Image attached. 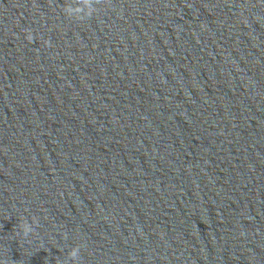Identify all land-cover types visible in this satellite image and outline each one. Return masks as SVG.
Returning <instances> with one entry per match:
<instances>
[{
	"label": "water",
	"instance_id": "obj_1",
	"mask_svg": "<svg viewBox=\"0 0 264 264\" xmlns=\"http://www.w3.org/2000/svg\"><path fill=\"white\" fill-rule=\"evenodd\" d=\"M65 2L0 0V264H264V0Z\"/></svg>",
	"mask_w": 264,
	"mask_h": 264
},
{
	"label": "clouds",
	"instance_id": "obj_2",
	"mask_svg": "<svg viewBox=\"0 0 264 264\" xmlns=\"http://www.w3.org/2000/svg\"><path fill=\"white\" fill-rule=\"evenodd\" d=\"M102 0H79V3L75 6L69 5L65 2L63 6L64 14L70 18H75L77 20H85L93 16L94 13L98 12L97 5L101 4ZM26 39L31 42L33 40V33L30 29H25ZM44 44H49L48 40L44 41ZM31 223L26 218H21L19 223V229L22 232L23 237H28L30 234L35 232L34 224L38 225V219L36 216H32ZM80 249L81 245L77 244L72 247L71 251L68 253V256L77 262L80 259ZM7 264V261H5Z\"/></svg>",
	"mask_w": 264,
	"mask_h": 264
}]
</instances>
